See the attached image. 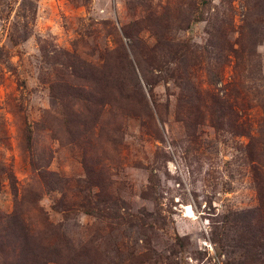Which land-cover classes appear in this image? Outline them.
<instances>
[{
    "label": "rangeland",
    "instance_id": "374dc122",
    "mask_svg": "<svg viewBox=\"0 0 264 264\" xmlns=\"http://www.w3.org/2000/svg\"><path fill=\"white\" fill-rule=\"evenodd\" d=\"M14 258L264 264V0H0Z\"/></svg>",
    "mask_w": 264,
    "mask_h": 264
},
{
    "label": "trees",
    "instance_id": "16d2710c",
    "mask_svg": "<svg viewBox=\"0 0 264 264\" xmlns=\"http://www.w3.org/2000/svg\"><path fill=\"white\" fill-rule=\"evenodd\" d=\"M155 68H158V67H155ZM91 196L98 197V193L97 192L91 193ZM94 208L95 209L93 211H89V210H85L84 209L83 212L85 214L92 215V216H94L96 218H99V219H101L102 217H105V211L102 208H99V207H94ZM71 211L72 210L70 208H65V207L61 208V212L63 213V218L66 219L67 214L70 213ZM20 214L21 213L18 212L17 209L15 208L14 211H13V214L11 215L12 220L13 221L18 220L19 217H20ZM108 214L109 215H107V216H109L111 219H116V223H120L121 215H118L117 213L115 214L112 211H109ZM6 219L7 220L11 219L9 214L7 215ZM46 223H48V222H46ZM46 225H47V230L45 231V233L48 236H52L53 234H55L61 228V226L59 224L48 223ZM85 242H87V241H85ZM79 245H80V243H76V242H73L70 239H68L65 242L64 246H62V247L66 248L68 250L69 254L71 255V260H78V257L82 256V254L80 252ZM56 246H57V244H55V247ZM58 251H60V250L58 249ZM57 254H60V253H57ZM58 258H61V257L59 255H56V259H58ZM20 263H21V259H20V261L18 259H15V264H20ZM42 263H44V262H43V260L41 258V259H39V261H36L33 264H42ZM24 264H27V263H24ZM60 264H67V263L62 262ZM68 264H69V262H68Z\"/></svg>",
    "mask_w": 264,
    "mask_h": 264
}]
</instances>
